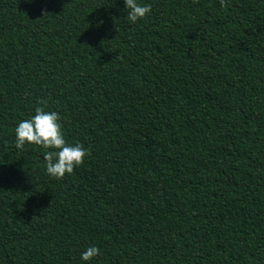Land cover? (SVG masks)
Here are the masks:
<instances>
[{"label":"trees","instance_id":"1","mask_svg":"<svg viewBox=\"0 0 264 264\" xmlns=\"http://www.w3.org/2000/svg\"><path fill=\"white\" fill-rule=\"evenodd\" d=\"M138 2L0 0V264H264V0ZM49 96L60 180L15 148Z\"/></svg>","mask_w":264,"mask_h":264},{"label":"clouds","instance_id":"2","mask_svg":"<svg viewBox=\"0 0 264 264\" xmlns=\"http://www.w3.org/2000/svg\"><path fill=\"white\" fill-rule=\"evenodd\" d=\"M124 4L127 10L126 19L133 24L144 19L151 12V5H142L138 0H124ZM220 5L222 8L227 7L228 0H220ZM50 99V96L41 99L34 115L18 123L15 128V148L23 150L27 144L46 149L43 155L46 172L49 176L60 180L66 174H73L91 152L79 142L75 145L66 142L62 131V117L56 111L45 110ZM100 254L98 247L90 246L82 253L81 260L88 262Z\"/></svg>","mask_w":264,"mask_h":264}]
</instances>
